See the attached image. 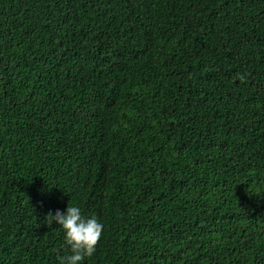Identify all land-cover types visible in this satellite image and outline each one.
Returning <instances> with one entry per match:
<instances>
[{
	"label": "trees",
	"instance_id": "trees-1",
	"mask_svg": "<svg viewBox=\"0 0 264 264\" xmlns=\"http://www.w3.org/2000/svg\"><path fill=\"white\" fill-rule=\"evenodd\" d=\"M264 264V0H0V264Z\"/></svg>",
	"mask_w": 264,
	"mask_h": 264
},
{
	"label": "clouds",
	"instance_id": "clouds-1",
	"mask_svg": "<svg viewBox=\"0 0 264 264\" xmlns=\"http://www.w3.org/2000/svg\"><path fill=\"white\" fill-rule=\"evenodd\" d=\"M47 226L56 223L64 232V243L70 254L59 256V264H81L85 257H91L96 251L103 234L104 225L96 218H87L81 214L78 206L68 204L66 211L59 210L45 216Z\"/></svg>",
	"mask_w": 264,
	"mask_h": 264
}]
</instances>
